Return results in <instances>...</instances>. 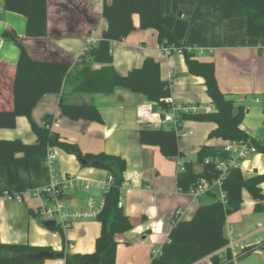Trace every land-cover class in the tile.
<instances>
[{
	"label": "crops",
	"instance_id": "1",
	"mask_svg": "<svg viewBox=\"0 0 264 264\" xmlns=\"http://www.w3.org/2000/svg\"><path fill=\"white\" fill-rule=\"evenodd\" d=\"M46 1L47 36L29 39L25 35L26 18L6 10L0 0V110L11 107V81L20 55L15 42L4 37L6 29L21 39L32 59L71 66L59 94L44 95L32 110L31 119L42 126L44 118L51 117V132L61 141L77 146L83 154L104 153L125 161L119 203L131 229L114 236L115 264H151L152 258L158 256L168 242L176 220L189 221L198 207L222 201L223 192L216 185L198 197L180 192L177 160L195 162L202 147L222 149L227 141L209 137L216 128L213 122L183 120L180 127L187 136L179 137L175 133L180 155L165 157L158 146L140 144L139 133L143 129L173 131L170 124H162L157 103L124 88L107 95L73 92L79 84L78 74L82 68H103V65L84 62L81 57L89 45L102 39L107 28L102 16L104 0ZM163 2L162 26L179 44L191 48L198 61L214 64L220 93L233 100L236 108L242 106L247 110L240 129L255 143L264 145V38L247 37L244 18L226 19L210 7H203L202 19L192 22L197 0ZM133 24V32L110 44L112 65L117 73L123 76L139 68L145 58H152L160 63V78L170 83V102L174 106L195 105L200 107V113L215 112L206 94L204 79L189 73L183 55H164L157 31L140 29L138 15L133 17ZM256 97L261 102H256ZM60 100L67 105H93L102 123L68 119L60 114ZM0 138L18 139L25 144L35 143L37 139L27 117H18L14 128L0 129ZM48 153L56 156L53 174L44 165ZM27 166L18 172V178L12 167L0 166V190L17 192L22 199L19 203L0 197V241L50 248L68 255L93 253L95 240L101 233L97 219H78L69 228L55 226L54 231L41 227L39 218L34 215L39 199L33 191L49 184L52 175L57 180L70 176L101 186L107 181L108 173L84 166L77 156L57 147L45 148L31 157ZM239 170L246 179L264 174V155L259 152L250 155ZM201 171L202 165L195 163L193 172ZM260 187L264 195V182ZM95 189L98 197H94L102 198V191L96 187L91 190ZM91 190L67 192L63 199L67 212L84 210L86 196H92ZM241 192V201L231 208L224 222L223 237L229 244L217 254L223 258L229 252L231 259L222 264H264V209L257 208L258 201L246 189ZM58 227L62 233L56 230ZM250 247L253 250L245 252ZM202 261L204 264V259ZM43 264L66 263L64 259H46Z\"/></svg>",
	"mask_w": 264,
	"mask_h": 264
},
{
	"label": "trees",
	"instance_id": "2",
	"mask_svg": "<svg viewBox=\"0 0 264 264\" xmlns=\"http://www.w3.org/2000/svg\"><path fill=\"white\" fill-rule=\"evenodd\" d=\"M3 3L6 10L26 18L27 38L40 39L47 36L46 0H3ZM203 7L221 12L226 19L244 18L247 37L264 38V0H197L192 22L202 19ZM163 13V0H104L102 16L107 21V28L103 31L102 39L89 45L81 57L82 61L103 65V68H82L78 74L79 84L73 92L107 95L117 88H124L143 94L149 101L157 103L158 109L166 110V100L171 97L170 83L160 78V63L152 58H145L139 68H134L123 76L118 74L112 65L111 42L121 41L133 32V17L138 15L140 29L157 31L160 47L181 48L189 73L204 79L206 94L210 97L215 112L184 114L182 119L213 122L216 128L209 133L210 138L246 141L248 136L239 125L247 110L242 106L236 108L233 100L220 93L214 77V64L198 61L191 48L179 44L171 32L162 26ZM3 35L15 42L20 55L11 81V107L0 110V129L14 128L18 117H27L37 139L35 143L25 144L18 139L9 141L0 138V166L12 167L15 177L18 178V172L27 169L31 157L47 147H57L77 156L84 166L99 168L106 171L108 176L111 175L113 182L109 190L102 195L104 206L97 217L101 233L95 240V251L91 254L75 255L62 252L66 264H115L117 245L114 236L131 229L128 217L122 208L118 207L126 163L115 155L83 154L77 146L61 141L58 135L50 130L49 116L44 118L42 126L31 119L32 110L44 95L59 94L71 66L62 62H38L30 57L22 46L21 39L11 30L6 29ZM59 108L60 114L72 121L102 123L101 116L93 105H67L60 100ZM139 142L143 145L158 146L165 157L180 155L174 131L143 129L139 133ZM251 142L257 152L264 155V145L255 143L252 139ZM225 158L227 154L221 148L202 147L196 154L195 162H184V172L177 174V189L187 193L202 179L215 181L220 177L216 160ZM207 160L209 162H206ZM195 163L202 165L199 174L193 172ZM263 182L264 174L246 179L239 169H229L221 185L225 202L217 200L198 207L189 221L176 220L168 235V242L163 246L161 253L152 258L151 264H195L207 257L211 259L212 264H222L223 261L230 260L229 252L223 258H219L217 254L229 244L223 237L225 218L231 213V208L241 201L242 189H246L252 198L258 201L257 208L264 209V195L260 187ZM56 230L62 233L59 227ZM252 250L250 247L245 252ZM43 251L54 252L50 248L5 244L0 241V264H43L44 260H27V256Z\"/></svg>",
	"mask_w": 264,
	"mask_h": 264
},
{
	"label": "built area",
	"instance_id": "3",
	"mask_svg": "<svg viewBox=\"0 0 264 264\" xmlns=\"http://www.w3.org/2000/svg\"><path fill=\"white\" fill-rule=\"evenodd\" d=\"M162 52L166 56H171L173 53L182 54V49L178 47H161ZM87 50V48H86ZM256 102H261L258 97L255 98ZM167 108L166 110H160L162 116V124H170L173 131L179 137L187 136V133L182 132L180 127L183 121L182 116L189 113L200 112V107L195 105H189L187 107H176L170 102V99L166 100ZM50 127V126H49ZM248 136L246 141H227L223 146L222 150L227 154V158L223 160H216V169L219 172V178L213 182L206 180H200L194 187L191 188L189 193L198 197L207 193L212 186L216 185L221 188L222 182L226 177V173L229 169H240L241 164L247 160L250 155L256 154L257 149L251 142L250 135L245 132ZM56 156L52 153H48L44 159V165H46L51 174L54 170V162ZM206 162H209L207 160ZM184 172V162L181 159L177 160V174ZM107 181L101 186H95L92 183L86 182L84 180L75 179L70 176H65L60 180H57L54 175L51 176L50 183L45 185L41 189H34L33 195L39 199V206L34 210V215H36L41 221H54L55 226L61 228H69V226L78 219L84 220H94L97 219L99 212L104 206V197L96 199L94 196H86L85 208L84 210H79L78 212H67L64 203V195L69 191H89L93 187L99 188L102 193L109 190L113 179L109 175L106 179ZM103 195V194H102ZM0 197H4L9 200H14L16 202H22L21 196L17 192L0 190ZM222 202H225V193L222 195ZM118 207H121L118 202ZM176 214H179L178 212ZM195 264H203V261H199ZM204 264H212L211 259L204 258Z\"/></svg>",
	"mask_w": 264,
	"mask_h": 264
},
{
	"label": "water",
	"instance_id": "4",
	"mask_svg": "<svg viewBox=\"0 0 264 264\" xmlns=\"http://www.w3.org/2000/svg\"><path fill=\"white\" fill-rule=\"evenodd\" d=\"M44 228L48 230L54 231L55 229V222L54 221H45L42 223ZM64 253H57V252H50V251H43L41 253L27 256V260L39 261V260H46V259H63Z\"/></svg>",
	"mask_w": 264,
	"mask_h": 264
},
{
	"label": "rangeland",
	"instance_id": "5",
	"mask_svg": "<svg viewBox=\"0 0 264 264\" xmlns=\"http://www.w3.org/2000/svg\"><path fill=\"white\" fill-rule=\"evenodd\" d=\"M88 193H90V192H88ZM91 193H92V196H95V197H98L97 196V194H98V192L96 191V189L95 190H91ZM90 221V220H89ZM43 223V221H41L40 219H39V224L41 225ZM41 227H43L42 225H41ZM61 237V236H60Z\"/></svg>",
	"mask_w": 264,
	"mask_h": 264
}]
</instances>
